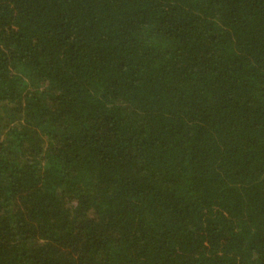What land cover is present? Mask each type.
Here are the masks:
<instances>
[{"label":"trees","instance_id":"1","mask_svg":"<svg viewBox=\"0 0 264 264\" xmlns=\"http://www.w3.org/2000/svg\"><path fill=\"white\" fill-rule=\"evenodd\" d=\"M0 264H264V0H0Z\"/></svg>","mask_w":264,"mask_h":264}]
</instances>
